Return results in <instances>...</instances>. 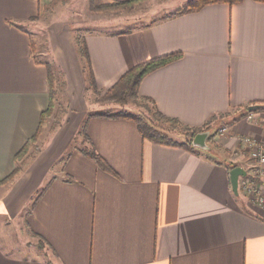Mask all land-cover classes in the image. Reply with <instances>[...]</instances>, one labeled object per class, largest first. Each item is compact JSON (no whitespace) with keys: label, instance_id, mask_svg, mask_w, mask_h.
I'll use <instances>...</instances> for the list:
<instances>
[{"label":"crops","instance_id":"obj_1","mask_svg":"<svg viewBox=\"0 0 264 264\" xmlns=\"http://www.w3.org/2000/svg\"><path fill=\"white\" fill-rule=\"evenodd\" d=\"M56 1L0 0V181L50 104L32 24ZM173 1L146 0L138 4L149 10L145 22L89 31L84 40L101 94L132 66L178 52L144 76L138 94L153 100L155 113L210 129L211 148L157 143L134 120L101 115L123 108L92 100L73 22L53 18L43 41L56 69L54 112L21 172L0 185V229L24 221L47 251L18 254L0 235V264H264V208L240 186L236 194L230 176L232 165L251 168L240 138L264 141V1L177 12L183 0L150 13Z\"/></svg>","mask_w":264,"mask_h":264},{"label":"trees","instance_id":"obj_2","mask_svg":"<svg viewBox=\"0 0 264 264\" xmlns=\"http://www.w3.org/2000/svg\"><path fill=\"white\" fill-rule=\"evenodd\" d=\"M146 0H118V1H112V2H103L98 3L96 0H90V6L93 11L96 12H108V11H119L125 8H129L134 6L135 4L143 3ZM242 0H188L183 7L177 9V12L181 11H189L198 9L206 4L214 3V2H229V3H236L240 2ZM264 1V0H260ZM77 43L79 44V51L83 57L84 60V67L85 71L87 73V79H88V87L91 88L94 93L100 94L101 90L98 89L97 82L94 76V72L91 65V60L89 56V50L88 46L86 44V41L83 39L81 42L80 39H77ZM35 56L39 57L37 52V46L35 43H33ZM179 53H171L166 54L163 56L155 57L143 62H140L131 68H129L104 94L105 98L112 99L115 103H118L120 105L128 104L132 99L134 101L136 100H143L146 102L150 101L153 102L150 98H144L141 97L138 94L139 85L144 78L146 74L151 72L152 70L168 63L172 59H175ZM35 57V58H36ZM36 61L39 63H45L48 68V79L50 84V104L49 107L44 110L41 114V120L39 127L36 131V133L31 136L25 145L19 150V152L16 154V168L14 171L9 174L6 178L0 181V185H4L11 181L17 174H19L22 170V161L23 159L30 153L31 149L38 143L41 135L43 134L45 127L47 125V120L49 117L52 116L55 108V101H56V95H57V89H56V83H57V76H56V69L54 65L48 61V60H41L36 58ZM103 116H109V117H124L128 119L134 120L138 128L143 135V137L152 140L157 143L161 144H168V145H174V146H181L188 149H195L196 146L193 145V137L201 130H205L206 127H191L187 126L180 121H178L175 118H171L169 116H166L160 112L155 113V116L157 119L167 122L171 124L174 127L181 128L182 132L186 134V139L183 141L175 139L173 136L168 134L164 129V125H158L156 124L153 119L142 116L141 114L134 112L132 110L128 109H121L116 112H105L101 113ZM209 128V127H207ZM85 132V131H84ZM84 151L92 156L96 162L99 164L100 167L106 170L113 171V168L109 164V162L99 153L96 151L95 148H86ZM233 167L236 165H232ZM44 240L41 239V246H44Z\"/></svg>","mask_w":264,"mask_h":264},{"label":"rangeland","instance_id":"obj_3","mask_svg":"<svg viewBox=\"0 0 264 264\" xmlns=\"http://www.w3.org/2000/svg\"><path fill=\"white\" fill-rule=\"evenodd\" d=\"M96 1L98 3L106 2L105 0ZM182 3H184L183 0H174L169 6L160 4V7H157L158 10H152L150 13L152 15H163L164 13H168L181 6ZM147 11L149 12L147 7H143V5L142 7H139L138 4H135L132 7L119 11L96 12L91 9L90 0H57L53 5H50L48 8H46L44 13L41 15V20L39 23L32 24V27L35 25L34 29L38 34L37 40L39 39L42 41L41 49H37L39 58L41 60H48L52 63L54 61L52 51H50L51 47L43 40L45 39L44 26H46V24L55 17L66 22H73L72 26L74 28L73 30L75 37L78 40L80 39L82 42L89 31L119 30L132 23H143L145 20H141L139 18L144 17V13L146 14ZM132 16H134L135 19L130 18ZM146 17V20H148V16H145L144 18ZM104 94L105 92L102 94L100 93L99 96H97L94 93L92 95V100L102 103L107 102L105 106L106 111H112L122 107L123 109L125 108L137 112L142 116H147L153 119V121L158 125L169 126L166 125L165 122L156 118L151 103L148 101L146 102V100L134 101L132 99L128 104L120 105L115 103L112 99L105 98ZM224 125H226V123ZM222 126H220L219 129ZM172 129L173 130L170 131L171 136H173L175 139H186L187 136L184 132H182L181 128L172 127ZM80 139L81 137H79L77 142H75L77 145H79L81 141ZM0 235L3 240V244L18 254L34 255L35 253L40 252V250L46 254L47 247L45 245L41 246V240L32 234L27 226H25L24 221H17L11 225L4 226L2 229H0Z\"/></svg>","mask_w":264,"mask_h":264},{"label":"built area","instance_id":"obj_4","mask_svg":"<svg viewBox=\"0 0 264 264\" xmlns=\"http://www.w3.org/2000/svg\"><path fill=\"white\" fill-rule=\"evenodd\" d=\"M228 125H223L219 132H228ZM241 142L249 154L251 168L239 180L241 189L252 201L264 208V141L251 135H243Z\"/></svg>","mask_w":264,"mask_h":264},{"label":"water","instance_id":"obj_5","mask_svg":"<svg viewBox=\"0 0 264 264\" xmlns=\"http://www.w3.org/2000/svg\"><path fill=\"white\" fill-rule=\"evenodd\" d=\"M254 108V106H250V109ZM211 134L210 129H205L199 131L194 137H193V145L197 146L202 149H210L211 146L208 144L207 139L209 135ZM247 170L240 166L236 165L234 166L231 171H230V176H231V182H232V187L233 190L236 194H239V180L242 175H246Z\"/></svg>","mask_w":264,"mask_h":264}]
</instances>
